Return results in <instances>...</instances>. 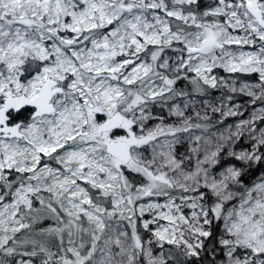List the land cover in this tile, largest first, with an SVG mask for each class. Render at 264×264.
<instances>
[{
  "label": "snow or ice",
  "instance_id": "1",
  "mask_svg": "<svg viewBox=\"0 0 264 264\" xmlns=\"http://www.w3.org/2000/svg\"><path fill=\"white\" fill-rule=\"evenodd\" d=\"M0 264H264V0H0Z\"/></svg>",
  "mask_w": 264,
  "mask_h": 264
}]
</instances>
